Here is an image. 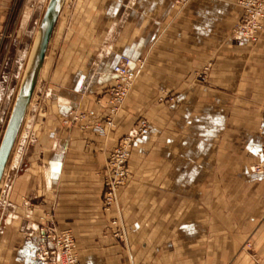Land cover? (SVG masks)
Returning a JSON list of instances; mask_svg holds the SVG:
<instances>
[{"label":"crops","instance_id":"0c3cea01","mask_svg":"<svg viewBox=\"0 0 264 264\" xmlns=\"http://www.w3.org/2000/svg\"><path fill=\"white\" fill-rule=\"evenodd\" d=\"M239 2L66 1L15 144L41 115L15 181L29 222L47 216L72 230L86 264H264V181L253 172L264 146V32L257 42L233 35ZM121 56L139 73L116 128L82 129L72 116H102ZM39 92L46 103L34 115ZM140 119L150 132L120 191L122 243L103 207L105 167Z\"/></svg>","mask_w":264,"mask_h":264},{"label":"rangeland","instance_id":"374dc122","mask_svg":"<svg viewBox=\"0 0 264 264\" xmlns=\"http://www.w3.org/2000/svg\"><path fill=\"white\" fill-rule=\"evenodd\" d=\"M37 1L7 0L6 7L0 13V142L49 0L41 12L35 14ZM76 82H72V86H75ZM134 87L125 104L129 101ZM161 97L165 100L167 96ZM35 102L34 115L43 110L46 103L45 94L41 95L39 92ZM121 113L122 110L119 116ZM40 117L42 118L41 115L30 116V123L14 148L0 187V264H55L50 254L55 231L68 230L60 229L47 216L40 218L39 222H29L30 215L25 213L23 206L27 205L25 197L22 194L15 195V181L25 170L26 157L36 145L35 135L38 138L42 133L40 126H31L32 122H37ZM260 131L261 127H258L259 135ZM70 231L77 245L79 264H86V254L82 253L84 250L80 249L74 232ZM115 239L125 243L127 236Z\"/></svg>","mask_w":264,"mask_h":264},{"label":"built area","instance_id":"2783aa9c","mask_svg":"<svg viewBox=\"0 0 264 264\" xmlns=\"http://www.w3.org/2000/svg\"><path fill=\"white\" fill-rule=\"evenodd\" d=\"M242 15L235 24L232 33L235 37L257 42L264 32V0H240ZM132 60L121 56L112 68V83L107 89L102 116L95 110H88L72 116V121L82 129H91L99 134H110L116 128L117 118L123 109L138 77V68L132 67ZM149 124L145 119L138 120L135 128L123 136L110 152L104 175L103 207L105 211L114 209L111 219V234L115 238L126 236L121 219L120 191L130 176L129 162L135 143L148 136ZM260 135L264 140V125ZM260 160L253 166V172L261 175L264 181V146L259 150ZM53 249L50 254L55 264H79L77 245L70 230L55 231Z\"/></svg>","mask_w":264,"mask_h":264},{"label":"water","instance_id":"95a60500","mask_svg":"<svg viewBox=\"0 0 264 264\" xmlns=\"http://www.w3.org/2000/svg\"><path fill=\"white\" fill-rule=\"evenodd\" d=\"M67 0H49L23 72L0 142V187L45 65L47 52Z\"/></svg>","mask_w":264,"mask_h":264}]
</instances>
